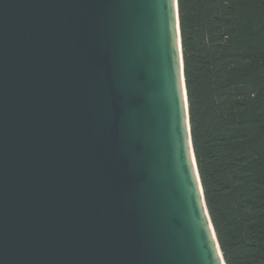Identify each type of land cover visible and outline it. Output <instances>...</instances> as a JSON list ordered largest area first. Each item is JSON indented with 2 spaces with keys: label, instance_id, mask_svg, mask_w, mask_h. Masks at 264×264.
I'll list each match as a JSON object with an SVG mask.
<instances>
[{
  "label": "water",
  "instance_id": "1",
  "mask_svg": "<svg viewBox=\"0 0 264 264\" xmlns=\"http://www.w3.org/2000/svg\"><path fill=\"white\" fill-rule=\"evenodd\" d=\"M0 264H225L177 0H0Z\"/></svg>",
  "mask_w": 264,
  "mask_h": 264
},
{
  "label": "trees",
  "instance_id": "2",
  "mask_svg": "<svg viewBox=\"0 0 264 264\" xmlns=\"http://www.w3.org/2000/svg\"><path fill=\"white\" fill-rule=\"evenodd\" d=\"M191 141L225 264H264V0H177Z\"/></svg>",
  "mask_w": 264,
  "mask_h": 264
}]
</instances>
